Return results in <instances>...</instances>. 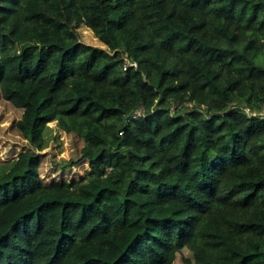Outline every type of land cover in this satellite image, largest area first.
<instances>
[{"label": "trees", "instance_id": "trees-1", "mask_svg": "<svg viewBox=\"0 0 264 264\" xmlns=\"http://www.w3.org/2000/svg\"><path fill=\"white\" fill-rule=\"evenodd\" d=\"M263 105L264 0H0V264H264Z\"/></svg>", "mask_w": 264, "mask_h": 264}, {"label": "rangeland", "instance_id": "rangeland-1", "mask_svg": "<svg viewBox=\"0 0 264 264\" xmlns=\"http://www.w3.org/2000/svg\"><path fill=\"white\" fill-rule=\"evenodd\" d=\"M81 39L84 41V42H86V43H90V44H93V45H103V46H105L104 44H102L96 37H95V35H94V33L92 32V30H90V29H84L83 31H82V33H81ZM1 133H3L2 131H0V136H2V140L1 141H3L6 137H7V135H5V134H1ZM55 143V142H54ZM66 147H68V143L66 142ZM60 152V154L62 155V154H64L66 151H65V149L63 150V151H59ZM185 253L187 254V255H190L191 253H190V251L188 250V249H185Z\"/></svg>", "mask_w": 264, "mask_h": 264}, {"label": "built area", "instance_id": "built-area-1", "mask_svg": "<svg viewBox=\"0 0 264 264\" xmlns=\"http://www.w3.org/2000/svg\"><path fill=\"white\" fill-rule=\"evenodd\" d=\"M132 64H135V62H132ZM142 112H143L142 109H141V110H138V111L134 114V116H139V115L142 114ZM263 112H264V105H263Z\"/></svg>", "mask_w": 264, "mask_h": 264}]
</instances>
